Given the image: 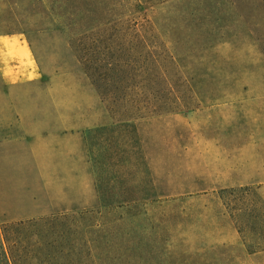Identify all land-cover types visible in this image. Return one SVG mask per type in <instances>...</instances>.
Masks as SVG:
<instances>
[{"label":"rangeland","instance_id":"rangeland-1","mask_svg":"<svg viewBox=\"0 0 264 264\" xmlns=\"http://www.w3.org/2000/svg\"><path fill=\"white\" fill-rule=\"evenodd\" d=\"M83 1L0 0V32L28 30L51 74L95 90L98 196L130 199L67 214L101 211L84 223L114 264H264L222 192L264 198V0H110L103 21Z\"/></svg>","mask_w":264,"mask_h":264},{"label":"crops","instance_id":"crops-1","mask_svg":"<svg viewBox=\"0 0 264 264\" xmlns=\"http://www.w3.org/2000/svg\"><path fill=\"white\" fill-rule=\"evenodd\" d=\"M61 76L72 75L50 73L28 30L0 32V219L99 205L89 137L106 124L89 83Z\"/></svg>","mask_w":264,"mask_h":264},{"label":"trees","instance_id":"trees-1","mask_svg":"<svg viewBox=\"0 0 264 264\" xmlns=\"http://www.w3.org/2000/svg\"><path fill=\"white\" fill-rule=\"evenodd\" d=\"M109 1L84 0L83 4L89 2L91 6L95 5L96 20L103 21V19L108 20L112 12ZM128 1L130 6L134 8L137 6L138 9L144 8L150 2V0ZM132 10L129 9L130 12ZM99 189H102L100 185ZM100 192L102 210L113 205L121 207L130 201L124 198L114 202L109 195L105 194L104 189ZM222 192L236 194L241 200L240 204L234 207V211H231V215L242 235L247 252L264 251V244H262L264 243V198L256 188L249 185L223 189ZM95 212L101 211L80 212L78 216L76 214L49 215L4 223L0 229L2 253L8 260V264H10L6 252L8 248L11 251L12 264H22V259L28 264H114L109 257L110 247L103 245L100 248L96 243L97 239L92 235V229L97 224L84 223L85 216ZM242 215L248 217L246 225L242 221ZM247 226L250 228L249 231Z\"/></svg>","mask_w":264,"mask_h":264}]
</instances>
